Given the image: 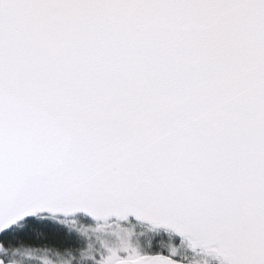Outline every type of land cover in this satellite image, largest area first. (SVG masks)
Returning <instances> with one entry per match:
<instances>
[{
	"label": "snow or ice",
	"instance_id": "obj_1",
	"mask_svg": "<svg viewBox=\"0 0 264 264\" xmlns=\"http://www.w3.org/2000/svg\"><path fill=\"white\" fill-rule=\"evenodd\" d=\"M0 264H264V0H0Z\"/></svg>",
	"mask_w": 264,
	"mask_h": 264
}]
</instances>
